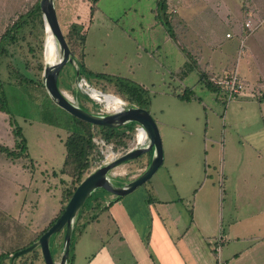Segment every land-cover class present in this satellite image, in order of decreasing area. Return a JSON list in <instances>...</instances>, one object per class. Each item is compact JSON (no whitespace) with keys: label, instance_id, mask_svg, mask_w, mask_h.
<instances>
[{"label":"rangeland","instance_id":"rangeland-1","mask_svg":"<svg viewBox=\"0 0 264 264\" xmlns=\"http://www.w3.org/2000/svg\"><path fill=\"white\" fill-rule=\"evenodd\" d=\"M37 1L0 0V36L19 17L24 16L21 21H27L17 34L16 43L7 48L8 55L0 59V83L9 113L0 112V146L17 151L12 136L13 128L9 125L11 117L21 129L28 152V157L22 154L15 160L0 153V254L11 255L36 240L56 212L61 210L64 203L62 192L72 189L76 181V172L74 174L71 169L63 168L66 158L64 143L74 131L71 123L74 118L50 100L42 84L43 69L46 62L50 64L47 53L48 33L45 26L40 25L39 19L26 16ZM91 1L54 0L62 33L77 60L76 63H67L60 71L58 78L61 91L71 95L74 103L78 104L71 89L76 81V69L84 63L92 72H89L87 78L91 85L124 100L129 107L147 110L156 122L162 142L163 163L153 179L168 183L172 178L169 168L189 174V177L193 175L199 183L208 176L209 180L214 179L218 185L217 177L215 179L213 173H209L219 170L221 162L216 163L214 169L212 163L207 164L204 161L205 148L216 146L220 138L221 114L226 104L221 97L217 100L204 87L193 85L197 80L196 71L188 73L186 79L181 80L173 76L175 71L170 69L174 67L176 53L187 57L192 48H189L183 37L178 38L175 34V39H171L164 26L155 19L156 0H99L90 27L85 26L86 23L81 27L69 23L74 20L70 21L75 11L84 16ZM196 1L189 0V3L196 5ZM260 2L264 9V0ZM216 3V0H205L206 8H203L202 15L205 22L214 26L216 46L224 47L227 41L225 34L231 35L233 30L225 23V13L221 14L220 20L214 17ZM224 3L232 11L240 10L239 0H222L221 4ZM110 5L116 6L115 9L109 11ZM102 11L107 12L111 18L101 20ZM195 11L196 8L187 14L194 15ZM179 13L183 14L181 11ZM170 27L175 33L178 26L170 20ZM86 29L82 42V34ZM177 32L181 36L180 32H184L182 26ZM21 76L26 78V82L20 81ZM135 85L145 89L134 95L138 103L130 100L129 90ZM186 87L192 88L195 95V99L189 103L177 97ZM77 99L85 109L82 104L84 97ZM86 106L90 110L94 109L92 101L86 102ZM94 133L101 138L102 134L98 130ZM135 136L134 130L126 140L125 147L113 143H107V146H112L113 151L126 148ZM95 152L91 167L83 179L101 164L102 158L96 147ZM148 158L150 162L151 156L147 153L136 163ZM62 169L67 170V175L61 173ZM104 194L107 193L101 190L94 192L84 204V209ZM101 233L104 234V231L100 230ZM93 234L89 228L82 237H79L78 231L72 235L69 263L74 255L82 262L90 253L92 246L89 235ZM63 237L64 233L58 234L50 247L57 264L63 253ZM257 251L261 255L262 250ZM1 264L11 262L3 260ZM15 264L44 262L39 250L35 258L29 253L18 258Z\"/></svg>","mask_w":264,"mask_h":264},{"label":"crops","instance_id":"crops-1","mask_svg":"<svg viewBox=\"0 0 264 264\" xmlns=\"http://www.w3.org/2000/svg\"><path fill=\"white\" fill-rule=\"evenodd\" d=\"M216 1L214 17L220 20L225 13V23L233 30L230 37L225 34L224 47L216 46L214 26L203 18L205 0H197V6L189 0H167V4L171 22L177 30L181 26L184 29L181 36L177 30L174 34L192 48L187 57L176 53L170 68L175 71L173 76L180 77L179 71L190 65L191 72H197L193 85L204 87L226 104L220 138L216 146L205 148L204 159L213 169L221 162L220 169L209 175L212 172L218 181L221 175L223 185L220 188L208 176L199 183L193 175L168 168L172 175L168 183L151 178L126 196L102 195L85 208L79 220L75 219L77 227L83 226L79 237L89 228L94 234L89 235L90 253L82 262L74 255L70 264H216L212 241L218 236L224 239L220 252L223 264H264V98L245 96L229 102L223 90L211 91L202 80L210 82L235 71L247 86L245 94L251 95L253 89L264 94V9L260 0H239L238 11L222 5V0ZM95 6L89 3L84 16L75 11L69 23L90 27ZM115 7L110 5L108 10ZM194 8V15L187 14ZM102 12L101 20L111 18ZM247 20L254 27L249 35L244 28ZM149 159L118 166L110 174L111 181L118 186L136 179ZM100 230L104 234H99Z\"/></svg>","mask_w":264,"mask_h":264},{"label":"water","instance_id":"water-1","mask_svg":"<svg viewBox=\"0 0 264 264\" xmlns=\"http://www.w3.org/2000/svg\"><path fill=\"white\" fill-rule=\"evenodd\" d=\"M39 8L46 32L49 31L51 33L59 51V61L53 64H46L42 74V84L50 100L71 117L95 127L118 129L128 123L139 125L146 133L148 146L128 152L88 174L76 187L71 198L64 206L63 212L55 222L35 243L12 254L10 256L11 264L14 263L16 258L31 252L37 247L40 249L44 264H57L51 254L50 239L52 236L58 235L61 232L64 233L62 242L63 253L58 264H67L75 219L91 195L101 190L115 197L126 196L147 183L163 163L162 142L158 126L147 110L128 107L125 111L112 115L93 114L72 103L59 90L57 84L58 76L62 68L67 63L72 62L73 55L62 33L54 0H40ZM150 152L152 153L150 162L146 165L145 171L136 179L128 183H120L121 185L118 186L112 183L110 174L115 168L126 163L137 162L141 156Z\"/></svg>","mask_w":264,"mask_h":264},{"label":"trees","instance_id":"trees-1","mask_svg":"<svg viewBox=\"0 0 264 264\" xmlns=\"http://www.w3.org/2000/svg\"><path fill=\"white\" fill-rule=\"evenodd\" d=\"M39 1L40 0H38L34 4V6L31 8V10L26 14V16H34L35 18L39 19L40 25L43 26L44 23H43L42 14H41V11H40V8H39ZM97 1L98 0H92V2H91L92 8L96 4ZM92 8H91V10H92ZM161 14H162V16H161ZM23 19H24V16L19 17V19L17 21H15L12 25L7 27L5 32L0 36V59L2 57H4L5 55H8L7 48L9 46H11V45L16 43L17 34L22 29L23 24L27 23V21H21ZM155 19L160 21V23L164 26V28H165L166 32L169 34V36L174 38L175 34H174L173 30H172V27H170V17H169V13H168L167 0H157V2H156V10H155ZM84 34H85V31H84ZM84 34H82V36H83L82 42L84 40ZM76 62H77V60H75V58L73 57L71 63H76ZM190 72H191V67H190V65L186 64L179 71L178 74L180 75V77L182 79ZM89 74L90 73L86 71V69L84 68V66L82 64L79 65L78 68L76 69V78H77V76H80V77H84V78L87 79ZM98 76L99 75H97V77ZM202 80H204L206 82L205 84H206V86H207V88L209 90H211V91H215L216 90V92H217V90H219L218 87H216L213 84H211L210 82H208L205 78H202ZM20 81L21 82H26V78L24 76H21L20 77ZM30 81H32V79ZM130 83H132V82H130ZM57 84H58L59 90H61V88L59 86V78L57 80ZM214 88H216V89H214ZM139 90L141 92H143L145 89L142 86H140V85L139 86L135 85L132 89L129 90L130 98H131L130 100H133V101L136 100L137 103H138V100L136 99V97L134 95L139 94L140 93ZM71 94H72V96H74L76 98L77 103H78L77 105L80 108H82L83 110H85V111H87L89 113H93V114L97 113V106L96 105L93 104V108H94L93 110H90L86 106V102H89V100L86 97H84V101L82 102V104L84 105L85 109L82 107V105H80V103H79L77 98H79V97L83 98V96L79 95L76 92L75 88L71 89ZM177 97L181 101H188V102L195 99L194 93L191 90H188V89L184 90L182 92V94L177 95ZM263 98H264V94L261 97H259V100H261ZM137 107H140V106L137 105ZM0 112L1 113H5V114H9L8 110L6 108V98H5V95H4L3 91H2V84L1 83H0ZM71 123L73 124L74 131L71 132V136L64 143L66 158H65V162H64L63 168L71 169L70 171L74 172V174L76 172L75 186L72 189L68 188V190H64L62 192V199H63L64 203H62L61 210L59 211L57 216L49 223L48 227L46 229H44L38 235L36 240H34L33 242L30 243V245L35 243L38 240V238L60 216V214L64 210V206L66 205L68 200L71 198L74 190L80 184V182L83 180V177H84L85 173L90 169L91 160L93 159V156L96 153L95 152V145L92 142V139L94 137H96L95 136L96 133H94V131L98 130L102 134L101 138H103L106 141V143H113V144H115L117 146L125 147L126 146V142H127L126 140L130 138V136L132 135V133L134 132L135 127H136V124L128 123L125 126H123L121 128H118V129H108V128H102V127H95V126L89 125L87 123H84L82 121H79V120H77L75 118H74V121H71ZM9 125L13 128L12 136L14 138L15 149L17 151L9 150L6 147L0 146V153L4 154L8 158H11L12 160L20 158L22 156V154L25 157H28L26 141H25V139H24V137L22 135L21 129L16 125V123L14 122V120L11 117H10ZM66 172H67V170H65V169L61 170L62 174H66ZM84 210L85 209H84V206H83L81 208V210L78 212V215L76 217V218H78V220L81 218L82 213H83ZM81 228H83V226L79 228V227H77L74 224L72 235L76 231H78L80 233L81 232ZM60 234H63V232H61ZM56 236L57 235H54V236L51 237V239H50V247H51V244L53 243V241H54ZM30 245H28V246H30ZM22 249H24V248H22ZM39 250H40L39 247H37L34 250H32L31 252H29V253H31L33 255V257L35 258L37 256ZM14 253L15 252H13V254ZM29 253H27V254H29ZM40 254H41V252H40ZM51 254H52V252H51ZM11 255L10 254H0V264H1V262L3 260H7L9 262ZM24 256H26V254L22 255L20 257L23 258ZM20 257H18V258H20ZM18 258H16L15 261ZM53 259H54V257H53ZM72 260L70 261V263L72 262ZM15 261H14L13 264H15ZM70 263L67 262V264H70Z\"/></svg>","mask_w":264,"mask_h":264},{"label":"built area","instance_id":"built-area-1","mask_svg":"<svg viewBox=\"0 0 264 264\" xmlns=\"http://www.w3.org/2000/svg\"><path fill=\"white\" fill-rule=\"evenodd\" d=\"M241 1L246 3L249 0H241ZM244 28L246 35H249L253 31L254 27L252 26L251 20H247L244 23ZM226 37H230V35H227ZM241 47H243V40L241 41ZM210 82L214 86L223 90L227 101H232L238 97L250 96L252 98L256 96L261 97L263 95V92L254 89L252 90L251 95L245 94L247 90V86L235 71L219 79L217 78L210 79ZM74 88L79 95L86 97L89 101H92L93 104L97 106L96 114L98 115H112L115 113H120L125 111L129 107L127 102H125L120 98L117 108L113 106H108L104 102V98L106 96H110V97H116V96L109 93H104L96 89L84 77L77 76L74 84ZM64 94L72 103H74V100L71 97V95H68L66 93ZM135 132H136V136L138 133L144 134L143 138L139 140L135 136V139L131 144L127 145L126 148H121L120 150L117 151H113L112 146L108 147L107 143L102 138L94 137L92 139V142L95 145V147L99 150V154L101 155L100 157L102 158L101 164L98 166V168L114 161L115 159L121 157L122 155L128 152H131L136 149L146 148L148 146V139L144 129L141 126L136 125ZM218 183L220 185L222 183L221 175L219 177ZM223 243H224V239L222 236H218L212 241V249L216 257V264H223V262L220 260V252Z\"/></svg>","mask_w":264,"mask_h":264},{"label":"bare ground","instance_id":"bare-ground-1","mask_svg":"<svg viewBox=\"0 0 264 264\" xmlns=\"http://www.w3.org/2000/svg\"><path fill=\"white\" fill-rule=\"evenodd\" d=\"M46 33H48L47 53H48V56L50 57V64L57 63L59 61V51H58V49H56L57 46H56V43H55L53 37L51 36V33L49 31H47ZM46 39H47V36H46ZM45 62H46V59H45ZM46 64H47V62H46ZM119 101L120 100L116 97L106 96L104 98V102L108 106H113L115 108H117ZM143 136H144V134L138 133L137 139L141 140L143 138Z\"/></svg>","mask_w":264,"mask_h":264}]
</instances>
